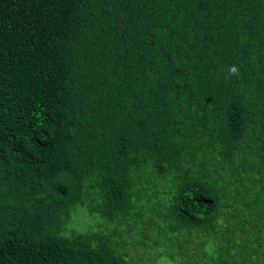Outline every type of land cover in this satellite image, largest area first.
<instances>
[{"label": "trees", "instance_id": "16d2710c", "mask_svg": "<svg viewBox=\"0 0 264 264\" xmlns=\"http://www.w3.org/2000/svg\"><path fill=\"white\" fill-rule=\"evenodd\" d=\"M156 261L264 264V0H0V264Z\"/></svg>", "mask_w": 264, "mask_h": 264}, {"label": "rangeland", "instance_id": "374dc122", "mask_svg": "<svg viewBox=\"0 0 264 264\" xmlns=\"http://www.w3.org/2000/svg\"><path fill=\"white\" fill-rule=\"evenodd\" d=\"M82 214H84V213H82ZM79 216V218H80V214H77V217ZM74 217L76 218V215H74ZM88 218V217H87ZM81 229H85V227H81ZM153 264H174L173 262H171V263H166V262H160V261H156L155 263H153Z\"/></svg>", "mask_w": 264, "mask_h": 264}, {"label": "clouds", "instance_id": "9594fccd", "mask_svg": "<svg viewBox=\"0 0 264 264\" xmlns=\"http://www.w3.org/2000/svg\"><path fill=\"white\" fill-rule=\"evenodd\" d=\"M232 72H235L236 71V69L235 68H232V70H231Z\"/></svg>", "mask_w": 264, "mask_h": 264}]
</instances>
